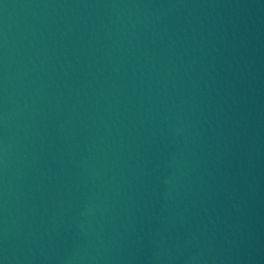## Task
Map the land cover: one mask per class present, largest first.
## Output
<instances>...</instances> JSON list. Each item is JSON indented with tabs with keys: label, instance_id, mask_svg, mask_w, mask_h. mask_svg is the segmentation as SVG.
<instances>
[{
	"label": "water",
	"instance_id": "water-1",
	"mask_svg": "<svg viewBox=\"0 0 264 264\" xmlns=\"http://www.w3.org/2000/svg\"><path fill=\"white\" fill-rule=\"evenodd\" d=\"M0 264H264V0H0Z\"/></svg>",
	"mask_w": 264,
	"mask_h": 264
}]
</instances>
